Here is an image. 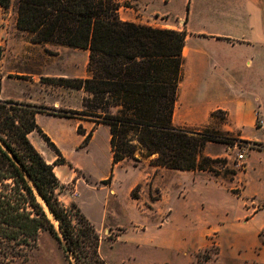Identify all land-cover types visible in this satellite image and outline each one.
I'll return each instance as SVG.
<instances>
[{
  "label": "trees",
  "instance_id": "16d2710c",
  "mask_svg": "<svg viewBox=\"0 0 264 264\" xmlns=\"http://www.w3.org/2000/svg\"><path fill=\"white\" fill-rule=\"evenodd\" d=\"M15 0H0L9 9ZM17 25L34 43H54L90 51L87 78H48L90 96L83 110L50 107L0 98V256L26 258L43 231L51 232L70 264H108L100 254L96 225L59 193L63 184L30 139L37 132L59 155L62 151L37 121L38 113L89 119L107 125L114 177L124 160L151 158L150 164L183 171H210L230 166L228 159L204 154L208 143H229L227 133L212 127L191 129L174 124V109L184 64L187 31L124 21L118 0H16ZM3 48L0 46V60ZM225 112L215 111L212 117ZM78 132L86 134L79 126ZM92 133L87 134L88 143ZM248 142V141H245ZM250 142V141H249ZM255 145H261L254 142ZM65 160V159H63ZM235 161L230 178L244 170ZM137 198V195H133ZM264 242V229L262 230Z\"/></svg>",
  "mask_w": 264,
  "mask_h": 264
},
{
  "label": "crops",
  "instance_id": "0c3cea01",
  "mask_svg": "<svg viewBox=\"0 0 264 264\" xmlns=\"http://www.w3.org/2000/svg\"><path fill=\"white\" fill-rule=\"evenodd\" d=\"M235 1L204 0L201 14L194 16L196 0H118L119 15L124 21L185 29L188 33L174 109L176 126L191 129L211 126L264 145L261 138L247 134L249 129L264 134V117L235 79L242 64V47L256 56L245 62L249 71L264 72V0H241L247 7L239 15L235 14ZM17 16L13 7L4 9L0 5V46L3 48L0 98L83 110L84 98L90 96L87 91L53 84L47 79L89 77L90 51L54 43H34L27 32L18 28ZM218 110L225 112V120L212 117ZM37 121L62 152H66L63 138L66 128L54 129L51 121L71 126L78 135L75 142L78 148H89L97 131L107 126H95L89 119L45 113H38ZM79 126L86 134L78 132ZM36 133H30L31 141L49 163H54L48 144L44 139L35 140ZM89 133L92 136L84 145ZM258 151L261 150H250L244 160V170L234 179L208 171H191L194 182L201 179L199 174L205 175L207 183L217 184L227 196L228 204L222 216L218 222L207 221L209 225L204 235L205 247L213 238L218 245V264H264V179L254 180V184L249 182L251 171L264 174V164L251 159L253 152Z\"/></svg>",
  "mask_w": 264,
  "mask_h": 264
},
{
  "label": "rangeland",
  "instance_id": "374dc122",
  "mask_svg": "<svg viewBox=\"0 0 264 264\" xmlns=\"http://www.w3.org/2000/svg\"><path fill=\"white\" fill-rule=\"evenodd\" d=\"M196 1L194 16L201 14L204 3V0ZM234 4L236 15L246 10L245 2L236 0ZM12 7L17 10L16 0ZM241 49L242 64L235 77L237 86L264 117V72L249 71L245 62L256 56L245 47ZM207 76L212 78L209 71ZM216 119L221 121L222 115ZM50 125L54 129L65 127L67 132L63 136L66 152H62V156L48 145V153L61 162L55 166L63 184L60 199L66 207L77 205L96 225L101 235L100 254L108 264H218V245L212 237L205 247L204 235L209 225L207 221L218 222L228 204L222 188L207 183L202 174L198 175L199 182H194L191 171L152 166L150 160L155 156L144 159L140 154L139 161L124 160L115 165L113 180L106 184L104 180L113 169L109 128L101 127L89 148H78L75 146L78 135L71 126L53 121ZM95 126L98 125L95 123ZM227 134L233 140L208 143L204 151L214 159H228L231 163L225 167L215 165L221 177H230L229 169L233 162H239L238 155L242 151L245 160L252 148H259L261 151L253 152L251 159L264 164V145ZM247 134L264 140L262 132L249 129ZM34 137L43 140L38 133ZM260 178L264 179V174L251 171L249 182L254 184L253 181ZM134 194L138 197L134 198ZM0 264L70 262L55 236L43 231L38 245L26 258L0 256Z\"/></svg>",
  "mask_w": 264,
  "mask_h": 264
},
{
  "label": "built area",
  "instance_id": "2783aa9c",
  "mask_svg": "<svg viewBox=\"0 0 264 264\" xmlns=\"http://www.w3.org/2000/svg\"><path fill=\"white\" fill-rule=\"evenodd\" d=\"M245 156H246V155L244 154V151H242V152L239 153V155H238V160H239V162L237 161V162H238V165H239V164H242V163L244 162V158H245Z\"/></svg>",
  "mask_w": 264,
  "mask_h": 264
}]
</instances>
